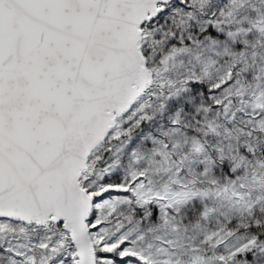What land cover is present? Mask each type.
Masks as SVG:
<instances>
[{"label":"snow or ice","instance_id":"obj_1","mask_svg":"<svg viewBox=\"0 0 264 264\" xmlns=\"http://www.w3.org/2000/svg\"><path fill=\"white\" fill-rule=\"evenodd\" d=\"M0 264H264V0H0Z\"/></svg>","mask_w":264,"mask_h":264}]
</instances>
